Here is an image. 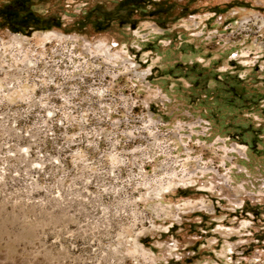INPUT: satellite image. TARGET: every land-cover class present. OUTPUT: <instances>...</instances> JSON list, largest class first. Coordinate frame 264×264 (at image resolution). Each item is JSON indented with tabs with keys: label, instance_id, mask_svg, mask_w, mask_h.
<instances>
[{
	"label": "rangeland",
	"instance_id": "rangeland-1",
	"mask_svg": "<svg viewBox=\"0 0 264 264\" xmlns=\"http://www.w3.org/2000/svg\"><path fill=\"white\" fill-rule=\"evenodd\" d=\"M110 1L0 28V264H264V0L82 25Z\"/></svg>",
	"mask_w": 264,
	"mask_h": 264
},
{
	"label": "trees",
	"instance_id": "trees-1",
	"mask_svg": "<svg viewBox=\"0 0 264 264\" xmlns=\"http://www.w3.org/2000/svg\"><path fill=\"white\" fill-rule=\"evenodd\" d=\"M11 1L13 3L0 6V28L29 33L32 30L51 29L60 25L59 16L54 14H41L34 10V0ZM110 2L111 3L108 4L99 2L92 5L82 16L80 20L82 25L89 24L97 31L109 27L114 22L119 26L134 27L139 21L143 20L145 16L155 17L157 20L161 18L163 22H166L167 17L174 9V4L168 2V0H160L158 2L154 0H114ZM17 3H20V5ZM183 11L184 8H178L180 14H186L188 10ZM190 68L191 69L185 73L186 76H196L195 79H192L193 83H195L194 86H203V90L206 91V96L211 99L209 103H214L216 110L222 107V109H224L225 106L229 104L237 107L236 103L238 102L233 98L229 101L228 96L229 93L235 91L239 83L234 81V79L230 81L221 79L224 88L221 87L220 90L216 89L215 92H209V90H207L206 78H204L205 82L202 83V81H200L202 75L196 73L193 66ZM239 91V94L235 93L239 98L238 100H242L244 103L249 102V99L244 98L247 94L246 88L240 87ZM220 120L221 119L218 118L219 122Z\"/></svg>",
	"mask_w": 264,
	"mask_h": 264
}]
</instances>
